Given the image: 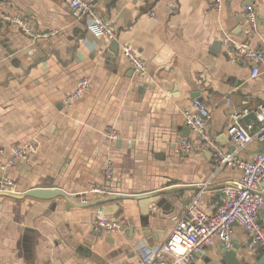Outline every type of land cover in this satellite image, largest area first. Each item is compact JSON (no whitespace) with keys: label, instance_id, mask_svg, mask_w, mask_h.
<instances>
[{"label":"crops","instance_id":"1","mask_svg":"<svg viewBox=\"0 0 264 264\" xmlns=\"http://www.w3.org/2000/svg\"><path fill=\"white\" fill-rule=\"evenodd\" d=\"M92 1L112 23L114 39L86 31L61 0H0V15L18 14L38 32L53 31L33 39L0 18L2 160L28 139L39 142L30 161H18L5 173L17 194L53 187L66 197L14 198L0 191V264H147L167 240L171 218L198 191L209 202L239 175L224 168L212 176L208 152L181 155L176 143L196 137L182 112L197 97L210 111L207 132L226 151L233 149L225 134L230 112L264 101V66L251 78L249 66L235 62L221 39L227 33L264 51V0H224L218 10L211 0ZM249 4L259 20L257 33L246 35L242 12ZM121 44L144 61V77L133 73ZM82 77L89 88L66 106ZM108 127L117 139L104 134ZM258 149L251 143L240 156L251 159ZM107 161L113 166L109 179ZM95 185L103 186V195L91 193ZM149 193H158L157 201L143 214L131 197ZM104 199L110 201L96 203ZM262 211L258 222L264 227ZM98 212L130 226L120 234H101L91 225ZM231 248L238 258L250 256L245 264L263 252L249 249L237 225ZM222 249L217 239L190 264H224Z\"/></svg>","mask_w":264,"mask_h":264},{"label":"built area","instance_id":"2","mask_svg":"<svg viewBox=\"0 0 264 264\" xmlns=\"http://www.w3.org/2000/svg\"><path fill=\"white\" fill-rule=\"evenodd\" d=\"M71 11L76 21H82L86 31L97 37L108 40L115 38L112 23L96 11L92 0H61ZM224 0H211L212 9L218 10ZM174 4L169 8L174 10ZM1 20L11 23L30 38H45L53 31L38 32L31 28L26 18L18 14H1ZM244 33L256 34L259 14L252 4L247 5L242 12ZM221 39L228 48L231 58L250 68V77L256 78L264 66V51L253 49L232 39L227 33H221ZM120 50L129 62L133 73L139 77L146 75L144 61L128 44H121ZM90 86L89 79L80 78L73 92L65 100L66 106H71ZM210 98L212 95H206ZM229 105L230 98L223 97ZM254 114L253 122L243 123V117ZM184 124L196 135L194 139L183 138L176 143V151L181 155L208 152L213 161L212 176L224 168L236 169L239 175L231 179L221 190V195L209 202H204L201 191H198L186 205L180 215L171 218V229L168 238L154 251L147 264H190L196 256H202L218 239L225 249L232 246L233 225L240 227L248 237V247L251 250H264V227L258 222V213L264 210V198L261 196L264 183V101L254 109L231 111L229 124L225 134L233 145L231 151H226L207 132L210 111L201 98H195L191 107L183 110ZM104 134L110 139L118 138L117 131L108 127ZM259 145V149L251 159H244L240 153L249 144ZM39 142L36 138L28 139L22 145L10 150V156L2 160L3 150L0 149V191L10 194L19 193L16 184L6 175V170L18 161H30L37 152ZM113 166L111 161L104 165L105 178H111ZM95 195H103V186H93L90 189ZM93 229L101 234L123 233L130 224L123 218H108L101 212L91 218Z\"/></svg>","mask_w":264,"mask_h":264},{"label":"water","instance_id":"3","mask_svg":"<svg viewBox=\"0 0 264 264\" xmlns=\"http://www.w3.org/2000/svg\"><path fill=\"white\" fill-rule=\"evenodd\" d=\"M248 119L254 120L255 119L254 114L250 113L247 116L243 117V121L247 122ZM2 194L11 196L14 198H22L26 196H31V197L38 198V199H50V198H54L55 196L65 197L64 194L59 189L53 188V187H36V188L29 189L20 194H10V193H5V192H3ZM260 194L264 198V190ZM156 196H158V193L140 194V195L132 196L131 199L136 200L138 202V205L144 209V213L143 212L142 213L146 214L147 212L146 207L148 208V206L151 203H154L157 201V199L155 198ZM106 201H110V199H104L101 201H97L96 203H102ZM261 215L262 217H264V210L262 211ZM252 253H254V251ZM220 256H221V261H223L224 264H245L248 261V257H250L246 253H243L242 257L238 258L236 256V250L234 248L222 249L220 252ZM209 264H213V263H209ZM254 264H264V250L262 254L260 255V257L258 258V260Z\"/></svg>","mask_w":264,"mask_h":264}]
</instances>
